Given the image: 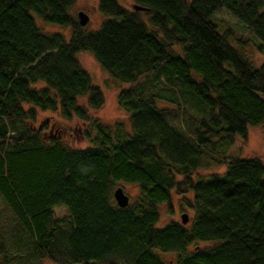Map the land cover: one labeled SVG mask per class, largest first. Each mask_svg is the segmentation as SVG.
Wrapping results in <instances>:
<instances>
[{
    "label": "trees",
    "instance_id": "trees-1",
    "mask_svg": "<svg viewBox=\"0 0 264 264\" xmlns=\"http://www.w3.org/2000/svg\"><path fill=\"white\" fill-rule=\"evenodd\" d=\"M131 1L146 10L98 0L107 18L85 31L73 0H0V197L51 264H172L158 252L174 253L173 264H264L262 160L224 154L222 171L198 173L218 144L264 134V61L251 63L210 19L227 10L264 52V0ZM33 14L69 36L42 31ZM83 51L129 84L117 102L130 131L89 115L104 94L78 63ZM45 110L85 123L88 145L35 126ZM118 182L138 188L124 207L112 196ZM172 195L192 215L158 226ZM0 253L7 264L1 237Z\"/></svg>",
    "mask_w": 264,
    "mask_h": 264
},
{
    "label": "rangeland",
    "instance_id": "rangeland-1",
    "mask_svg": "<svg viewBox=\"0 0 264 264\" xmlns=\"http://www.w3.org/2000/svg\"><path fill=\"white\" fill-rule=\"evenodd\" d=\"M125 7H132L131 0H119ZM98 8V0H73L70 8V13L77 18L78 12H83L87 15L86 23L83 28L86 30H96L99 28L101 22L107 18L102 14ZM144 11V10H143ZM37 25L44 32H61L65 37L69 36L70 30L67 27L60 28L54 24L42 22L40 18L34 15ZM142 17L147 25H150L147 20L146 12H142ZM213 22L218 25V31L222 33L228 29V40L230 45L240 50L247 59L258 66L264 61V52H260L256 48L258 42L255 34L247 27H243L242 22L230 14L227 10L221 9L214 13L211 18ZM151 27V26H150ZM178 50V46L172 47ZM78 63L89 73L93 83L99 85L104 94V103L98 110H89L91 117L98 118L105 125L111 128V132L115 133L116 124H121L125 131H130L129 115L126 111L118 105L117 95L121 89L129 86L128 83L119 82L118 79L110 76L100 64L95 60L90 52H80L77 55ZM264 100V95L261 96ZM82 98L79 99L81 104H84ZM167 104V103H166ZM47 121L50 124L47 135H52L66 145L72 147L83 148L88 145L85 138L81 137V131L85 129L86 124L77 119L66 120L61 117L58 111H39L37 113L36 124ZM231 144L220 145L216 147L218 151L208 152L210 156L202 158V165L198 168V173L202 176H207L212 172H219L224 169L219 165L215 159L224 154H236L243 158L257 156L264 164V134L263 129L259 127L251 128L248 132V137L245 141L240 136L236 135ZM120 186L124 193L128 195L129 203H131L138 194V188L135 184L118 182L115 187ZM113 188V189H114ZM172 211L168 212L166 205H160V219L157 225L161 226L169 220L180 221V214L185 212L188 217H191L192 211L190 208L180 205L179 197L172 195ZM55 216L60 217L66 214V209L63 206H55L53 209ZM11 210L6 206L0 197V237L6 246L7 264H51L46 258L35 256L30 248V239L27 231L19 228L17 221L14 219ZM162 260L174 263L175 255L172 252H158ZM3 255L0 253V264L3 263ZM129 264V263H124Z\"/></svg>",
    "mask_w": 264,
    "mask_h": 264
},
{
    "label": "water",
    "instance_id": "water-1",
    "mask_svg": "<svg viewBox=\"0 0 264 264\" xmlns=\"http://www.w3.org/2000/svg\"><path fill=\"white\" fill-rule=\"evenodd\" d=\"M132 8L135 10H146L145 7H142L138 4H133ZM77 18H78V22L81 25H84L87 21L86 19H88L87 15L81 11L77 13ZM112 196L114 198L115 203L120 207L126 206L129 202L128 195L124 193L123 189L120 186L115 187L113 189ZM180 221L183 224H185L188 221V215L185 212H182L180 214Z\"/></svg>",
    "mask_w": 264,
    "mask_h": 264
}]
</instances>
